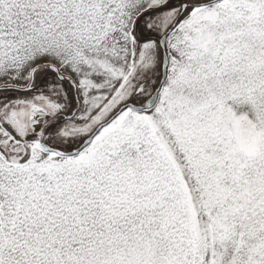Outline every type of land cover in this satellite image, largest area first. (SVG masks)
I'll return each instance as SVG.
<instances>
[{
    "label": "snow or ice",
    "instance_id": "obj_1",
    "mask_svg": "<svg viewBox=\"0 0 264 264\" xmlns=\"http://www.w3.org/2000/svg\"><path fill=\"white\" fill-rule=\"evenodd\" d=\"M0 264H264V0H0Z\"/></svg>",
    "mask_w": 264,
    "mask_h": 264
}]
</instances>
